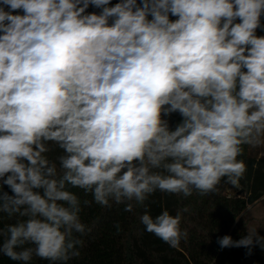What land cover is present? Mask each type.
<instances>
[{
	"label": "clouds",
	"instance_id": "1",
	"mask_svg": "<svg viewBox=\"0 0 264 264\" xmlns=\"http://www.w3.org/2000/svg\"><path fill=\"white\" fill-rule=\"evenodd\" d=\"M90 4L102 12L85 14ZM109 4L0 0V213L15 219L0 228V254L18 264L81 255L91 228L70 189L91 195L83 206L131 212L157 191L239 188L238 157L264 147V0ZM173 112L174 130L163 118ZM182 211L140 221L175 248ZM218 243L251 254L264 237Z\"/></svg>",
	"mask_w": 264,
	"mask_h": 264
},
{
	"label": "trees",
	"instance_id": "2",
	"mask_svg": "<svg viewBox=\"0 0 264 264\" xmlns=\"http://www.w3.org/2000/svg\"><path fill=\"white\" fill-rule=\"evenodd\" d=\"M119 2L110 0L109 6ZM8 10L5 7V11ZM101 12L102 8L90 4L85 14ZM13 14L23 15V11L17 10ZM148 18L151 19V16ZM170 19L177 17L170 15ZM260 23L256 35L264 36V15ZM163 118L172 130L183 119L179 112ZM61 152L58 146L52 145L48 155L54 160ZM238 159L243 160L247 168L239 188L234 189L222 180L216 192L206 195L195 190L188 197L157 191L149 196L143 206H134L131 212L125 211L124 204L113 203L111 207H102L93 202L90 206H83L85 199L92 200L91 195L80 189H70L81 199V219L91 228V232L82 237L84 245L80 249L81 255L69 261V264H264V248L259 245H255L249 254L247 248H222L218 243L225 235L231 236L234 241L247 235L246 210L264 198V147L249 149L245 146L244 154ZM2 190L12 194L7 185ZM183 209L187 211L181 213L180 228L187 235L175 248L146 231L140 221L145 211L154 218L163 210L175 216L178 210ZM10 223H15V219L10 220L6 214L0 213V228ZM0 264L18 262L0 254ZM31 264L50 262L34 257Z\"/></svg>",
	"mask_w": 264,
	"mask_h": 264
},
{
	"label": "rangeland",
	"instance_id": "3",
	"mask_svg": "<svg viewBox=\"0 0 264 264\" xmlns=\"http://www.w3.org/2000/svg\"><path fill=\"white\" fill-rule=\"evenodd\" d=\"M246 213L247 230H256L261 237H264V198L255 206L249 207Z\"/></svg>",
	"mask_w": 264,
	"mask_h": 264
}]
</instances>
